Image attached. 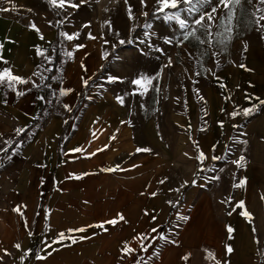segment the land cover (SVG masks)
I'll list each match as a JSON object with an SVG mask.
<instances>
[{
    "label": "crops",
    "instance_id": "0c3cea01",
    "mask_svg": "<svg viewBox=\"0 0 264 264\" xmlns=\"http://www.w3.org/2000/svg\"><path fill=\"white\" fill-rule=\"evenodd\" d=\"M241 2L228 53L207 75L196 132L186 113L173 135L168 119L141 127L125 121L134 111L112 91L95 96L87 52L49 76L53 8L2 0L0 72L27 82L0 83V264H264V28L255 23L264 4ZM225 13L218 20L227 24ZM111 220L106 230L89 227ZM59 233L76 242L46 248Z\"/></svg>",
    "mask_w": 264,
    "mask_h": 264
},
{
    "label": "rangeland",
    "instance_id": "374dc122",
    "mask_svg": "<svg viewBox=\"0 0 264 264\" xmlns=\"http://www.w3.org/2000/svg\"><path fill=\"white\" fill-rule=\"evenodd\" d=\"M216 2L210 0L203 10L210 12ZM71 3L79 7L68 4L60 7L48 0L59 27L60 40L54 46L59 60L55 67L60 68L77 51L87 52L96 67L91 80V86L96 87L94 95L99 96L103 89L112 91L123 101L126 111L131 108L134 111L124 114L125 121L130 122L133 116L141 127L152 121L162 128L168 119L174 135L177 123L187 113L188 125L196 132L195 122L202 118L207 99L204 93L207 75L220 63V57L227 55L225 43L233 37L226 29L236 26L237 18L227 24L226 20H218L227 11L219 6L212 13L210 36L199 25L190 23L188 29L181 30L178 23L166 20V14L174 10L158 11L157 0H143V4L141 0H71ZM247 4L241 2L230 7L240 9ZM182 17L192 19L185 12ZM190 32L194 35L184 39ZM62 33L74 38L68 40ZM69 52L71 56L67 55ZM141 77L151 78V83H132Z\"/></svg>",
    "mask_w": 264,
    "mask_h": 264
},
{
    "label": "snow or ice",
    "instance_id": "6c2138e0",
    "mask_svg": "<svg viewBox=\"0 0 264 264\" xmlns=\"http://www.w3.org/2000/svg\"><path fill=\"white\" fill-rule=\"evenodd\" d=\"M127 2V0H126ZM142 4H143V0H141ZM210 2V0H157V3L159 5L158 11L164 12L165 10L171 9L174 10L171 14H166V20L168 21H175L176 23H178L179 27L181 30H186L188 29L190 23L193 25H199L203 28H205L206 30H208V35H212L210 28H211V22L214 20V16L212 15V13H215L217 11V8L219 6H223L226 10H227V20L230 23L231 19H232V7L230 6H235V5H239L241 3V0H217V2L214 4V6L212 7L210 12H206L204 11V7ZM252 0H249V3H251ZM258 2L260 4H264V0H258ZM50 3L54 4V5H58L60 7H63L65 4H68L69 6L72 7H79V5H75L71 3V0H50ZM183 6V8L181 7ZM0 11H8V9H4V8H0ZM258 12L261 13V15H259V17L257 18V20L255 21V23L261 27L264 28V24H260V21L264 20V9L262 8H258L257 9ZM129 12H131V10H129ZM182 12H185L188 14V17H191L192 19L189 20L188 18L182 17ZM255 15V14H254ZM223 19V18H222ZM205 20H207L208 22L205 23ZM227 31H231V29H226ZM62 35H65L66 38L68 40H72L74 38L73 35H68V34H64L62 33ZM78 35V34H76ZM189 35H194V32H190L187 35L184 36V39H188ZM90 38H94L91 37ZM120 43H124V41H120ZM209 43H211V41H209ZM0 47H2V45H0ZM77 47H83V45H77ZM247 46L245 45V50H246ZM39 51V50H38ZM67 55L71 56V52L67 53ZM83 67V65H82ZM241 67H243V65H241ZM144 81L147 84L151 83V78L149 77H141L137 80H133L132 83L134 85H140L141 82ZM7 82L9 84V86H13V82L15 83H26L27 81H25L23 78L21 77H17L15 75H13L11 73L10 70L5 69L3 72H0V83H4ZM85 86H87V81H84ZM223 86V85H222ZM70 91V90H67ZM25 93L20 92L18 93V95H24ZM66 94V91H62L61 95ZM123 101L121 100V103ZM261 104H264V101L260 102ZM254 109H244V114L248 115L251 111H253ZM235 115V114H234ZM21 132L20 129H17V134H19ZM6 144L9 145V147H11V142L9 141H5ZM0 151H7V148L4 149H0ZM74 152H80L82 151L81 148H76L74 150H72ZM137 151H150V149H137ZM94 155V153H93ZM204 154L200 153L198 159L201 160V162L204 159ZM215 159V158H214ZM244 158L241 157V161ZM240 162L237 161V164H239ZM119 166H117L116 169H102L103 171H115L118 170ZM74 177V174H70V178ZM79 179L80 177H74ZM244 181H241V184H243ZM235 186H240V185H235ZM155 195V194H153ZM229 203L231 202L230 200L228 201ZM237 207L239 208H243L244 207V202L240 201L237 204ZM15 211H19V209H14ZM231 214V213H229ZM244 216L249 217V222L251 220V216L249 213H247V211H243L241 213ZM120 219H123V216H120ZM154 219V218H153ZM182 219H186V217L182 218ZM117 221L116 220H111V221H106V222H102L99 225H90L89 227H99L101 229H104V224H115ZM106 230V229H104ZM69 233H74V232H84L86 231V228H80V229H69L68 230ZM153 232H157V229H153ZM227 231L229 232V238H231V233L233 231V229L228 226L227 227ZM89 237H80V239H88ZM147 237H141V239H146ZM65 239H71L72 243L76 242V239L70 235L66 236L65 233H59L57 239L53 240L50 243H46L45 247H51V245L53 243H62ZM160 239H165V237L161 236ZM68 246V245H65ZM17 248H19V245H16ZM147 247L148 245H141V248L143 251H147ZM55 250V249H54ZM122 251L131 253L133 250L129 247H127V245H125L124 249H122ZM226 251L228 253H231L233 251V249L231 247H227ZM7 254V253H6ZM51 253H49L50 255ZM45 257H40L37 256V259H43ZM185 259H187V257H185Z\"/></svg>",
    "mask_w": 264,
    "mask_h": 264
},
{
    "label": "trees",
    "instance_id": "16d2710c",
    "mask_svg": "<svg viewBox=\"0 0 264 264\" xmlns=\"http://www.w3.org/2000/svg\"><path fill=\"white\" fill-rule=\"evenodd\" d=\"M181 7H182V6H181ZM59 40H60V39H59V30H58V28H57V34H56L55 42L58 43ZM53 59H54V60H53V68H52V70L49 72V76L52 75V74L54 73V71H55V66L57 65V62H58V60H59V55H58V53H57V50H55V52H54V58H53ZM43 92H44L43 96H44V98L46 99L47 96H48V90L43 89Z\"/></svg>",
    "mask_w": 264,
    "mask_h": 264
}]
</instances>
